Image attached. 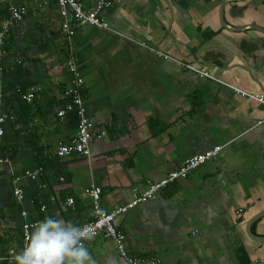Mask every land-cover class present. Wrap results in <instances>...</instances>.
<instances>
[{
	"label": "crops",
	"instance_id": "1",
	"mask_svg": "<svg viewBox=\"0 0 264 264\" xmlns=\"http://www.w3.org/2000/svg\"><path fill=\"white\" fill-rule=\"evenodd\" d=\"M80 1L87 8L96 2ZM19 6L27 8L20 21L11 17ZM101 15L115 32L70 16V36L57 0H0V31L7 26L0 41V109L7 115L0 123V264H13L10 251L21 249L26 223L49 214L93 220L85 192L91 185L101 187V205L112 210L217 145L225 147L214 159L115 224L133 257L239 264L241 248L250 263H264V242L249 232L264 213V125L255 126L264 105L235 90L264 94V0H122ZM70 55L95 131H106L88 156L57 155L77 133L75 111L58 116L71 100ZM37 167L41 175L25 174ZM250 228L264 237V215ZM86 245L97 264L109 256L128 264L111 238Z\"/></svg>",
	"mask_w": 264,
	"mask_h": 264
},
{
	"label": "built area",
	"instance_id": "2",
	"mask_svg": "<svg viewBox=\"0 0 264 264\" xmlns=\"http://www.w3.org/2000/svg\"><path fill=\"white\" fill-rule=\"evenodd\" d=\"M122 0H96L94 6L87 8L80 0H57L60 14L65 20L64 31L67 32L70 36L75 32L70 28L68 24V18L71 16L74 21H76L80 26H92L100 29H106L111 31H116L108 21H106L101 15L104 11L109 10L114 6L115 3H119ZM27 14V8L25 6L12 7L11 8V17L15 20H22ZM3 31H0V41H2L7 26L3 27ZM158 54L164 56L165 58H170L167 54H164L161 51H156ZM183 64V63H182ZM68 69L73 75L72 86L68 92L71 96V100L58 112L59 117H64L68 112L75 111L78 116L77 123V133L75 137L67 142L60 143L57 149V155L59 157H69L73 155H90V145L95 137L100 138L105 136L106 131L103 130L99 133L95 131V123L87 114V107L84 101L81 87L84 85V78L79 71V68L73 58L70 55L67 61ZM189 71L196 73L200 77L210 78L216 80V78L211 75L209 72L201 69L199 66L190 63H184L183 65ZM1 70V69H0ZM235 90L243 95L257 101L259 104L264 105V94L263 93H248L239 88ZM23 99L26 101H32L34 98V91L22 94ZM2 96L0 95V101ZM5 113L0 109V123L5 121ZM264 125V118L256 122L255 126ZM4 133V129L0 127V138ZM224 145H217L208 149L202 154L194 155L187 158L178 168L168 173L164 178L158 181H152L148 184V187L142 191H135L132 199L124 205L117 206L112 210H105L101 205V194L102 189L97 185H91L86 189L87 195L92 198L94 205V219L90 222L84 224L87 229L95 232L94 237L105 236L111 238L117 242V246L120 252V255L126 259L128 264H161V260L158 258H139L130 256L127 252L126 244L123 239L121 232L115 224L116 219L123 214L128 213L131 209H134L138 205L154 200L157 198L161 190L168 187L170 184L176 182L177 180L185 179L188 175L205 165L207 162L214 159L224 148ZM5 161L4 157L0 155V164ZM43 167H37L33 170H26L25 174L29 177L35 178L43 172ZM20 178L15 177L12 181L13 183V193L15 198L21 202L23 200V189L19 185ZM69 203L73 204L74 200L69 199ZM34 223H26L23 227V242L20 250L12 249L10 254L13 256L15 253L20 252L25 243L27 242L28 236L31 232Z\"/></svg>",
	"mask_w": 264,
	"mask_h": 264
},
{
	"label": "clouds",
	"instance_id": "3",
	"mask_svg": "<svg viewBox=\"0 0 264 264\" xmlns=\"http://www.w3.org/2000/svg\"><path fill=\"white\" fill-rule=\"evenodd\" d=\"M95 232L75 220L52 214L37 221L13 264H97L86 245ZM107 264H117L109 256Z\"/></svg>",
	"mask_w": 264,
	"mask_h": 264
},
{
	"label": "trees",
	"instance_id": "4",
	"mask_svg": "<svg viewBox=\"0 0 264 264\" xmlns=\"http://www.w3.org/2000/svg\"><path fill=\"white\" fill-rule=\"evenodd\" d=\"M24 89V88H23ZM21 89V90H23ZM83 93V92H82ZM238 256L240 257V262L239 264H248L250 263V258L249 256L247 255V253L245 252V250L239 248V251H238Z\"/></svg>",
	"mask_w": 264,
	"mask_h": 264
},
{
	"label": "water",
	"instance_id": "5",
	"mask_svg": "<svg viewBox=\"0 0 264 264\" xmlns=\"http://www.w3.org/2000/svg\"><path fill=\"white\" fill-rule=\"evenodd\" d=\"M257 28H259V27H257ZM262 30V29H261ZM264 31V30H263ZM264 215V213L263 214H261V215H258L257 217H255L250 223H249V232H250V234L252 235V236H254L255 238H257V239H260L259 241H262V242H264V237H260V236H256L252 231H251V228H250V226H251V224H252V222H254L255 220H257V219H259L261 216H263ZM248 264H254V263H248ZM255 264H264V263H255Z\"/></svg>",
	"mask_w": 264,
	"mask_h": 264
}]
</instances>
